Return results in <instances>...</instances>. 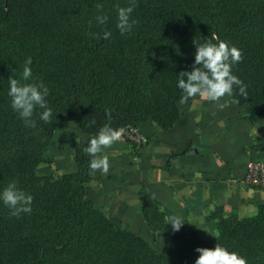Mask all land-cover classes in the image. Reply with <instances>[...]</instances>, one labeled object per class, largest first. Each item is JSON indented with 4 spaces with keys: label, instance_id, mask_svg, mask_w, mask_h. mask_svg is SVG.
Listing matches in <instances>:
<instances>
[{
    "label": "trees",
    "instance_id": "obj_1",
    "mask_svg": "<svg viewBox=\"0 0 264 264\" xmlns=\"http://www.w3.org/2000/svg\"><path fill=\"white\" fill-rule=\"evenodd\" d=\"M128 2L0 0V189L16 180L33 196L32 212L19 217L0 203V264H194L197 247L216 243L247 264H264V202L254 216L217 208L211 217L218 235L206 240L188 225L173 233L157 198L143 204L145 230L122 228L88 197L86 137L106 124L142 125L149 139L157 128L172 132L182 119L177 75L192 68L195 39L241 51L232 71L247 85V97L233 86L232 98L247 109L244 119L264 127V0H136V24L121 35L116 9ZM98 14L108 22L97 24ZM27 57L34 79L50 89L51 119L40 120L36 109L35 127L18 117L8 96L9 77L19 79ZM63 121H73L79 134L71 142L77 169L54 179L37 170ZM261 146L253 145L252 154L264 160ZM157 232L164 234L160 253L152 245Z\"/></svg>",
    "mask_w": 264,
    "mask_h": 264
},
{
    "label": "crops",
    "instance_id": "obj_2",
    "mask_svg": "<svg viewBox=\"0 0 264 264\" xmlns=\"http://www.w3.org/2000/svg\"><path fill=\"white\" fill-rule=\"evenodd\" d=\"M192 99L172 132L157 128L149 144L138 146L121 137L101 154L108 172L97 170L87 185L95 205L114 220H126L124 227L136 224L147 230L143 204L157 198L166 220L178 215L209 240L218 235L214 210L254 216L257 204L264 202V188L243 183L252 146L264 145V127L244 119L247 109L232 97L222 98L223 109L199 95ZM66 157L69 172L75 171L72 148Z\"/></svg>",
    "mask_w": 264,
    "mask_h": 264
},
{
    "label": "clouds",
    "instance_id": "obj_3",
    "mask_svg": "<svg viewBox=\"0 0 264 264\" xmlns=\"http://www.w3.org/2000/svg\"><path fill=\"white\" fill-rule=\"evenodd\" d=\"M135 6L136 0H129L127 6H117L116 28L121 35L130 34L136 24V21L132 19ZM96 7L102 10L103 4L98 3ZM108 19L109 17L105 14H98L95 17L99 25L106 24ZM110 36L109 31L103 33L104 39H109ZM193 43L195 46L193 66L190 71H181L177 75L179 79L176 86L182 93L179 100L180 105L186 104L189 99L199 95L223 109L227 106L226 102L220 103V101L223 97H231L234 94L233 86H238L236 94L246 98L247 85L232 71L233 66L243 58L241 51L225 41L212 43L209 40L200 42L195 39ZM31 65L32 58L27 57L19 79L9 77L8 96L11 98V108L18 117L26 126L35 127L36 120L33 116L36 109H42L39 119L46 123L51 119L52 109L48 106L46 99L50 89L43 80L34 79ZM105 115L110 121L111 110L106 108ZM121 136V129H115L106 124L90 138L84 149L91 157L88 165L90 174L97 170L105 174L108 172V160L101 154L104 149L118 142ZM32 202L33 196L19 188L16 180L10 181L0 189V203L10 210L12 216L19 217L21 213L30 214ZM185 221L186 219L178 215H172L168 217L167 224L171 225V231L175 233L180 231ZM195 251L199 255L194 264H247L246 259L239 253L218 243L212 248L197 247Z\"/></svg>",
    "mask_w": 264,
    "mask_h": 264
},
{
    "label": "rangeland",
    "instance_id": "obj_4",
    "mask_svg": "<svg viewBox=\"0 0 264 264\" xmlns=\"http://www.w3.org/2000/svg\"><path fill=\"white\" fill-rule=\"evenodd\" d=\"M193 100L194 99H191V102ZM199 101H200V99L198 101H196L193 106L197 107V105H200ZM188 105H189V101L182 106L180 105V110H181L182 116H183L185 110L189 107ZM128 126H134L137 128H142V125L131 124ZM55 132L56 133H55V137H54L53 147H52V145L48 147V150L46 151V154H45V160L46 161L40 165V167L37 170V173L38 174H50V175H52V177L54 179H59L64 174L68 173L72 169V165H70V163L68 161L69 159H68V157H66V155L70 154V150L72 148L71 142L73 140L72 137L73 138L74 137L79 138V134H77L78 133L77 128H76V125L73 121H63V122L58 123ZM92 137H93L92 135H88V137H86V138H88L87 139L88 142H89L90 138H92ZM149 142H150V139H149ZM149 142L147 144H149ZM72 150H73V148H72ZM66 151H68V152H66ZM87 184H86V186H88L90 183L88 185ZM94 185L95 184L93 183V186ZM244 185L247 187L246 183H244ZM88 187H90V186H88ZM91 188L88 191V197L89 198H93V193H92ZM247 188H252V187H247ZM115 221H117V220H115ZM117 222H119L121 224L122 228L128 229V228L124 227V224L128 223V222H126V220H121V221L119 220ZM156 239H157V241L155 243H153L152 245H153L154 249L158 253H160L164 248V234L162 232H157Z\"/></svg>",
    "mask_w": 264,
    "mask_h": 264
},
{
    "label": "built area",
    "instance_id": "obj_5",
    "mask_svg": "<svg viewBox=\"0 0 264 264\" xmlns=\"http://www.w3.org/2000/svg\"><path fill=\"white\" fill-rule=\"evenodd\" d=\"M125 141L137 145H145L149 138L140 128L127 126L122 129V136ZM247 187L264 188V160L259 154H251L247 161L246 176L243 179Z\"/></svg>",
    "mask_w": 264,
    "mask_h": 264
},
{
    "label": "water",
    "instance_id": "obj_6",
    "mask_svg": "<svg viewBox=\"0 0 264 264\" xmlns=\"http://www.w3.org/2000/svg\"><path fill=\"white\" fill-rule=\"evenodd\" d=\"M259 150H260L261 152H264V145H262V146L259 148Z\"/></svg>",
    "mask_w": 264,
    "mask_h": 264
}]
</instances>
